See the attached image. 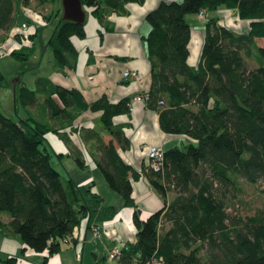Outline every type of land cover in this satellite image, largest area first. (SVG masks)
Masks as SVG:
<instances>
[{"label": "trees", "instance_id": "16d2710c", "mask_svg": "<svg viewBox=\"0 0 264 264\" xmlns=\"http://www.w3.org/2000/svg\"><path fill=\"white\" fill-rule=\"evenodd\" d=\"M29 1L0 0V29L11 28L19 6ZM123 1L82 0L100 19L106 6L117 8ZM222 5L235 8L248 25L235 29L220 20L218 12H210ZM205 10V35L193 63L188 59L192 22L187 14L203 15ZM146 17L151 23L144 38L152 79L144 101L159 108L163 129L184 134L180 142L163 146L161 168L148 163L137 168L118 149L129 146L130 138L114 120L115 113L130 111L136 91L116 100L106 93L88 100L79 87L48 73L37 74L34 85L21 73L15 98L26 112L15 118L0 106V224L34 249L53 253L68 239L78 244L84 228L117 212L118 205L96 188V177L81 181L65 166L67 153L48 140L46 132L51 130L67 141L78 136V144L93 139L99 150L97 157L91 156L94 169L133 206L136 239L124 241L114 264H145L159 253L164 257L161 264H264V205L248 213L230 209L244 180L264 176V43L257 42L264 38V0H159ZM85 32L84 21L57 19L47 38L56 67L75 64L73 35ZM36 33L29 31L32 41L24 42L23 32L15 31L19 45L9 53L29 57ZM248 57L256 64L250 65ZM5 81L0 66V84ZM88 107L101 109V124L81 131L73 119ZM105 133L111 136L105 138ZM78 144L68 152L86 165L85 149ZM141 172L164 199L146 216L132 195V179ZM18 255H6L5 260L15 264ZM107 256L94 261L79 257L78 264H111Z\"/></svg>", "mask_w": 264, "mask_h": 264}, {"label": "crops", "instance_id": "0c3cea01", "mask_svg": "<svg viewBox=\"0 0 264 264\" xmlns=\"http://www.w3.org/2000/svg\"><path fill=\"white\" fill-rule=\"evenodd\" d=\"M158 1L124 0L117 8L106 6L102 19L93 13L92 7L89 6L84 36L73 35L78 48L75 64L73 66L66 65L62 69L53 64L48 74L56 81L79 87L88 100H92L102 93H106L108 97L116 100L122 95H132L139 89L149 88L152 79L151 60L144 34L149 30L151 23L146 17V12ZM227 7L229 6L219 7L217 9L219 15L221 9ZM205 12L209 13V10H205ZM199 15L198 17H200ZM219 19L221 20V16ZM203 23L205 20L203 22L196 20L195 23H192L188 59L193 63L197 62L200 57L205 35V24ZM125 68L138 69V76L125 75L123 73ZM100 113V108H85L73 119V123L75 126H79L81 131H85V128L98 124ZM114 120L123 125L125 133L130 138L129 146L119 145L118 149L122 156L137 168L147 162V148L150 143L168 146L179 143L178 139L184 136L182 133L163 129L159 119V108L147 105L143 99L133 100L129 112L115 113ZM105 134V138L111 136L110 133ZM87 141L89 144H93V139ZM74 142L78 144L73 135H71L70 141L57 135L54 144L57 150L64 151L65 154L67 153L66 155L71 156L72 154L68 151L73 148ZM84 149L86 165L77 163L82 169L76 175L70 168L69 170L75 176L80 177L81 181L96 177V188L101 190L110 202L118 205L115 215L99 222L100 233L95 234L92 228L85 229L83 226L85 230L81 229L84 233L83 240L80 238L76 244L68 239L63 242L58 251L53 253H47V249H32L33 247L25 244L18 233L10 231L6 225L0 224V260L2 262H6V255L20 254L21 252V256L29 253V255L26 254V259H23L28 260V264H78L79 257L84 261H94L99 256L106 254L115 243L126 239H136L137 226L132 217L133 206L123 202V198L109 187L106 181L98 180L100 175L94 169L95 162L92 157H97L99 150L96 147L90 149L85 147ZM132 183V195L141 206L142 216H146L150 211L163 204L162 194L150 182L145 173L141 172L138 177H133ZM171 195L170 193L168 198ZM7 218V213L3 212L2 219L7 220ZM22 246L25 250L20 251ZM80 247V256H78L77 250ZM107 261L114 264L117 260L107 256Z\"/></svg>", "mask_w": 264, "mask_h": 264}, {"label": "rangeland", "instance_id": "374dc122", "mask_svg": "<svg viewBox=\"0 0 264 264\" xmlns=\"http://www.w3.org/2000/svg\"><path fill=\"white\" fill-rule=\"evenodd\" d=\"M220 7H224V5ZM38 12H40L42 16H40ZM210 12L216 13L218 11L212 10ZM220 13L221 20L235 29H243L248 25V19L240 17L237 14L235 8L233 9L227 7L221 9ZM48 14H50V17L47 16ZM61 14V0H47L45 2L39 0H30L27 4L19 6V9L16 12L17 17L14 21V24L19 27L21 20L28 17L31 20V27L36 28L37 30V33L34 37L35 49L33 53L27 58H20L9 53L10 48L15 43L17 37L14 35V33H12L13 31L11 28L0 29V43L2 44L3 48L0 51V66L6 75V81L0 84V106L9 115L15 118L21 116V114L23 115L26 111L24 106L21 104V101L15 98L14 81L16 77L22 73L23 80L29 85H34L37 74L48 73L52 69L54 63L53 51L51 45L47 43V38ZM198 15V12H189L187 14V16L191 18L190 20L192 23H195L196 20L203 22L205 18H207L206 12L201 16L199 15L200 17H198ZM23 41L31 42L32 39L28 36H23ZM257 42L264 43V38H257ZM248 62L250 65H254L257 61L252 57H248ZM99 120L98 125L101 124V122L99 123ZM46 135L48 140H50L56 149L54 143L56 141L57 135L51 130H48ZM75 138L78 140V136ZM180 140L181 139H178L179 142ZM78 145H80L82 148L86 147L88 149L95 147L94 144H89V142L85 139H82L81 143ZM63 161L65 166L70 168L75 175L82 169L79 165H77V162L72 155H65L63 157ZM54 162L59 166L61 171L65 173L64 167L60 163L56 162V158ZM96 171H98L100 175L98 180L106 181L102 172L97 169ZM260 205H264V176L259 177L255 182L244 180L243 190L237 194L235 202L230 206V209L233 211L239 210L244 213H248L254 211L256 207ZM26 254L29 255V253ZM26 254L25 256H21L20 252V257L16 259L15 264H28V260H23L26 259ZM0 264L9 263L7 261L2 262L0 260Z\"/></svg>", "mask_w": 264, "mask_h": 264}, {"label": "built area", "instance_id": "2783aa9c", "mask_svg": "<svg viewBox=\"0 0 264 264\" xmlns=\"http://www.w3.org/2000/svg\"><path fill=\"white\" fill-rule=\"evenodd\" d=\"M40 16V12H38ZM46 20V19H45ZM31 20L24 19L21 21L20 26L13 25L11 27V30L14 33L15 31H21L23 32V35L28 36L27 33L29 31H33L36 28L31 27L30 24ZM19 45V41L16 39L15 43L12 46ZM11 46V47H12ZM2 44L0 43V51L2 50ZM11 49V48H10ZM125 75H131V76H138L139 71L136 68H125L124 72ZM148 90H140L136 91L135 94L132 95L130 106H132V101L136 99H143L146 100L148 97ZM149 165L153 166L154 168H161L164 164V147L162 144L159 143H150L147 148V162ZM99 225L98 224H92L93 232L95 234L99 233ZM125 240H122L120 242L115 243L108 249V257L110 258H118L122 253L123 245L125 244ZM164 257L162 253L159 254H153V256L146 262L150 264H161Z\"/></svg>", "mask_w": 264, "mask_h": 264}, {"label": "water", "instance_id": "95a60500", "mask_svg": "<svg viewBox=\"0 0 264 264\" xmlns=\"http://www.w3.org/2000/svg\"><path fill=\"white\" fill-rule=\"evenodd\" d=\"M62 1V14L59 19L71 18L78 21L86 20L88 7L82 0H61ZM20 78L18 75L14 81L16 87L17 81Z\"/></svg>", "mask_w": 264, "mask_h": 264}]
</instances>
